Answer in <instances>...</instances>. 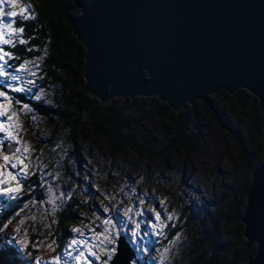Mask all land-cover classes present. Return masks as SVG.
I'll return each instance as SVG.
<instances>
[{
    "label": "rangeland",
    "instance_id": "obj_1",
    "mask_svg": "<svg viewBox=\"0 0 264 264\" xmlns=\"http://www.w3.org/2000/svg\"><path fill=\"white\" fill-rule=\"evenodd\" d=\"M22 7L29 9L28 16L32 15L33 3L27 0H18L17 7H7L5 11H15L19 15ZM13 19L4 17L6 23ZM6 60L13 70L5 72L7 78L0 76V90L7 92L11 100L9 109L14 115L11 121L0 117V123L13 125L12 133L20 143L8 141L3 133H0V140H4V144L28 148L27 153L17 155L24 158L29 175H22L20 168L0 170L5 173L11 171L21 182V191L16 198L0 197V220L3 223L0 236L4 249L9 247L17 252L25 264H37V261L49 264L56 256L61 257L60 264H82L71 258L79 251L72 245L75 239L78 245L87 241L93 247L99 259L89 256L92 264H102L108 259V252L101 246L102 242L107 244L104 235L107 228L112 236L123 234L136 244L134 249L139 264H192L194 255L191 248L198 229L214 228L217 223L222 230L221 236L227 239L230 225L223 217L234 204L232 194L244 182L241 169L235 165L238 146L252 149L261 141L250 135L249 116L240 117L234 111L229 96L217 93L209 99L218 107L225 124L235 132V139L217 129L205 116L196 156L189 159L177 156L173 168L159 160H141L135 165L134 172L128 171L130 177L122 172L128 160L119 161L116 169L114 165L117 162L90 139L84 144L86 162L76 171V165L67 163V158L61 154L62 146L57 145L49 156L41 147L36 135L50 134L52 125L49 121L29 105L25 110L14 95L17 92L3 87L4 84L26 87L27 90L18 92L20 96L28 99L31 94L46 105L54 104L51 88H41L39 84L36 74L39 68L33 62L14 67L10 59ZM21 67L24 70L17 71ZM13 75L19 76L20 80L11 81ZM28 80L35 83L26 84ZM245 94L246 106L249 107L255 98L247 91ZM0 103L8 102L0 98ZM0 164H3L2 156ZM67 166L74 170L72 178L65 174ZM83 168L89 170L88 176ZM36 189L42 191L38 201L33 195L30 198ZM177 196L181 203L171 208V201ZM128 209L131 211L126 216L124 213ZM155 212L160 213L163 223L155 220ZM63 214L66 217L65 231V225L60 224ZM106 219H111L116 227L105 225ZM169 226L177 227L178 232L167 239ZM133 231L138 235L134 237ZM165 238L168 243L160 247ZM107 246L111 248L115 244ZM74 248L76 251H72ZM84 251L87 255V248ZM69 252L71 255L67 254Z\"/></svg>",
    "mask_w": 264,
    "mask_h": 264
},
{
    "label": "water",
    "instance_id": "obj_2",
    "mask_svg": "<svg viewBox=\"0 0 264 264\" xmlns=\"http://www.w3.org/2000/svg\"><path fill=\"white\" fill-rule=\"evenodd\" d=\"M71 31L85 49V91L101 105L154 97L178 113L221 91L257 99L262 161L241 223L244 252L255 247L245 264H264V0H82ZM130 243L119 235L108 264H139Z\"/></svg>",
    "mask_w": 264,
    "mask_h": 264
},
{
    "label": "trees",
    "instance_id": "obj_3",
    "mask_svg": "<svg viewBox=\"0 0 264 264\" xmlns=\"http://www.w3.org/2000/svg\"><path fill=\"white\" fill-rule=\"evenodd\" d=\"M27 1L33 3L32 15L23 21L19 15L12 20V27L17 30L23 28V32L13 35V43L2 45L1 48L10 53L11 58L6 59H10L14 67L31 62L36 64L41 88H51L53 91L54 104L50 105L37 100L34 95L30 94L26 99L19 93H14L24 106L29 105L52 125L49 135H36L46 155L54 152L57 145L62 146L61 154L67 158V163L76 165L77 171L86 162L84 144L93 139L94 143L117 162L114 165L116 169L119 168V161L128 160V165L122 172L130 177L128 171L134 172L135 165L141 160H159L173 168L177 156L182 155L188 159L196 156L200 149L205 116L209 117L217 129L236 138L235 132L225 124L218 107L211 99H208L209 104L195 102L178 113L154 97L114 99L108 105H101L85 91V49L71 31V22L79 16L82 0ZM20 40L24 42L20 43ZM11 70L13 69L6 64L4 72ZM218 94L231 98L234 111L240 117L249 116L250 135L261 139L262 111L257 99L252 98L253 104L248 107L243 90L233 94L221 91ZM261 161V141L252 149L238 146L235 165L241 169L244 182L232 194L234 204L229 207L228 212L226 210L223 217L230 225V233L227 239L221 236L222 230L217 223L214 228H197L199 231L195 233L191 248L194 255L192 264H245L253 256L254 246L244 252L241 218L251 175ZM88 171L83 168L86 176L90 174ZM65 174L72 178L74 170L67 166ZM180 203L181 198L177 196L171 201V208ZM65 221L63 214L60 224L65 225L64 231L67 227ZM2 226L0 220V229ZM168 232L167 239H170L178 232V228L169 226ZM126 238L136 248V244ZM166 243L165 238L160 247H164ZM4 246L0 236V256L3 260L8 264H25L17 252L9 247L4 249Z\"/></svg>",
    "mask_w": 264,
    "mask_h": 264
},
{
    "label": "snow or ice",
    "instance_id": "obj_4",
    "mask_svg": "<svg viewBox=\"0 0 264 264\" xmlns=\"http://www.w3.org/2000/svg\"><path fill=\"white\" fill-rule=\"evenodd\" d=\"M18 0H0V45H8L12 44V36L17 35V33H22L23 28H20L19 30L12 27V22L6 23L4 20V17L7 16L8 18L16 17L18 14L15 11H5L7 7L15 8L17 7ZM29 9L27 7H22L20 10V19L21 21L28 18ZM7 37V38H6ZM20 43H23V40L19 41ZM6 57H10V53L7 51H4L3 48H0V76H4L7 78V74L2 71V69L7 64ZM23 67L17 69V71H23ZM10 80L15 82L20 80L19 76L13 75L10 77ZM35 82L33 80H28L26 84H34ZM3 87L10 88L12 92H21L27 90L26 87H12L8 84H4ZM0 98H2L4 101H7L8 103H0V117L6 118L7 120L11 121L13 119L14 112L9 109V106L11 105V100L9 96L7 95V92L4 90H0ZM25 110L27 109V106H25ZM12 127L11 124H4L0 123V133L5 134V138L10 142H15L16 144L20 143V140L12 133ZM8 150L11 153L5 154V145L4 140H0V156L3 158V164H0V170L5 169L7 167H10L11 169H17L20 168L21 174L24 176L29 175L27 169V164L24 161V158L22 155L17 154H23L28 152L27 147H15L12 148L11 143L8 145ZM15 185V186H13ZM21 191V182L17 178L16 175H14L11 171H8L5 173L4 171H0V197H8V198H16ZM131 211V209L126 210L124 215H128V213ZM155 211V210H153ZM155 220L157 222L163 223L161 220V215L159 212H155ZM105 225H110L113 229L116 227L115 223L111 219H106L104 221ZM4 227H7L5 224ZM139 224L136 225V228L139 229ZM75 231L79 232L80 229H75ZM100 235V234H96ZM105 240H107V244H104L102 242L101 246L108 252V259L106 261H103L102 264H108V261L111 260L112 256L116 253V247L108 248V244H115L116 239L119 236V233L116 234V236H112L111 233L108 231V229H105ZM132 235L135 237L138 235L137 231H133ZM23 243V241H22ZM72 245L79 248V251L76 252L75 255H71V252L67 253L71 255V258L74 261L82 262V264H92V261L88 259V257H93L95 259H99V256L95 253L93 250V247L85 241L83 245H78V242L73 239ZM84 248H87V255L85 254ZM72 251H76V248L72 249ZM61 257L56 256L53 261H50L49 264H60ZM37 264H40L39 261H37Z\"/></svg>",
    "mask_w": 264,
    "mask_h": 264
}]
</instances>
